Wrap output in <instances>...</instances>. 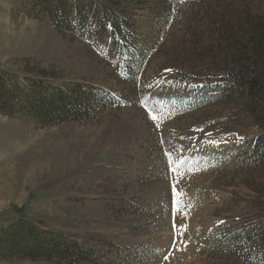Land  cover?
Instances as JSON below:
<instances>
[{"label":"rangeland","instance_id":"374dc122","mask_svg":"<svg viewBox=\"0 0 264 264\" xmlns=\"http://www.w3.org/2000/svg\"><path fill=\"white\" fill-rule=\"evenodd\" d=\"M139 1L121 52L105 35L58 32L47 18L16 15L18 0H0V70L110 98L75 121L0 114V225L22 212L77 242L106 240L108 264H240L223 236L264 221V186L256 168L226 153L256 127L233 95L222 99L223 80L211 79L223 36L207 28L206 8L246 6L264 18V0ZM169 156L184 161L182 177Z\"/></svg>","mask_w":264,"mask_h":264},{"label":"trees","instance_id":"16d2710c","mask_svg":"<svg viewBox=\"0 0 264 264\" xmlns=\"http://www.w3.org/2000/svg\"><path fill=\"white\" fill-rule=\"evenodd\" d=\"M134 2L140 1L18 0L15 13L28 18H47L58 32L73 37H85V33L88 38L105 35L118 51L125 52L129 50L127 44L132 42L138 21L136 11L129 8ZM167 7H163L164 11ZM206 14L207 28L216 27L223 36L213 54L211 79L223 80L222 97L233 95V100L247 110L250 123L256 127L251 138L229 145L231 149L226 153L256 168L255 176L264 186V18H257L252 8L246 6L230 14L226 8L215 13L208 5ZM125 60L132 62L131 58ZM108 100L98 96L96 89L79 82L60 84L0 70V114L10 118L33 119L42 125L75 121L106 105ZM260 182H255L253 189L260 187ZM101 183L104 185V181ZM223 237V246L240 264H264V221L237 226ZM103 241L77 242L59 231L45 230L22 212L0 225V256L5 259L108 264Z\"/></svg>","mask_w":264,"mask_h":264},{"label":"snow or ice","instance_id":"6c2138e0","mask_svg":"<svg viewBox=\"0 0 264 264\" xmlns=\"http://www.w3.org/2000/svg\"><path fill=\"white\" fill-rule=\"evenodd\" d=\"M181 2H183V0H181ZM167 71H170L167 70ZM150 118L153 120H156L157 117L154 115H151L150 113ZM184 161L183 160H173L171 156H169V167L171 168V170L176 174L177 177H182L184 175V173L182 171H180V169L183 167ZM178 182V181H177ZM173 193L174 196L176 195H182V193H177L176 192V188L175 185L173 186ZM181 207L180 202L178 200L174 199V209L179 210ZM183 227V226H182ZM165 259H167V257H165Z\"/></svg>","mask_w":264,"mask_h":264}]
</instances>
